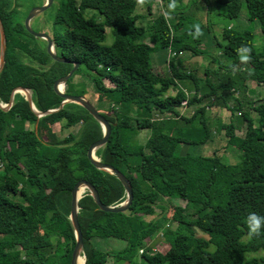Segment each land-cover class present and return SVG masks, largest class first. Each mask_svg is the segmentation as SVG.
<instances>
[{"label": "trees", "instance_id": "obj_1", "mask_svg": "<svg viewBox=\"0 0 264 264\" xmlns=\"http://www.w3.org/2000/svg\"><path fill=\"white\" fill-rule=\"evenodd\" d=\"M140 1L61 0L51 38L57 56L72 62L60 63L48 54L47 41L25 26L30 10L46 0H0L7 38L0 102L9 104L16 88H26L40 112L55 110L64 101L54 90L58 79L78 62L65 93L85 96L87 91L77 89L74 79L84 70L91 75L96 102L88 100L112 125L107 144L96 155L128 177L134 201L124 213H109L89 192L82 193L79 222L86 264H264V259L246 257L264 250V221L258 236H250L248 227L250 213L264 217V98L246 94L247 82L264 85V47L255 49L251 30L225 29L223 42L210 38V45L217 46L229 63H220L216 72L206 70L210 91L201 95L195 71L180 69L176 62L186 51L205 54L199 46L209 27H201L202 35L194 38L189 33L195 29H183V16L171 18L163 12L143 26L142 15L136 13ZM145 1L153 15L154 1ZM161 2L170 8L173 0ZM183 2L175 0L171 9L179 10ZM214 2L224 7L228 19H238L245 4L249 21L260 22L264 38V0ZM150 42L176 54L167 59L164 75L152 64ZM242 55L250 56L248 63L241 61ZM184 81L196 87L192 98L178 89ZM172 89L175 95L170 94ZM185 101L196 107L191 117L178 110ZM215 104L242 120L241 126L233 121L219 128L229 145L241 152L237 164L226 163L217 154L178 152L181 144L202 146L210 141L207 114ZM58 123L72 131L63 138L57 133L47 137L45 125ZM242 128L239 137L237 130ZM143 130L151 131L145 144L139 139ZM102 137L100 123L75 103L41 118L19 93L9 110L0 107V264H71L76 245L71 200L79 181L92 183L106 205L126 200L117 176L98 169L88 157L90 146ZM174 200L185 203L174 207L175 229L165 226L164 217L160 222L147 220L157 210L166 214ZM160 234L170 245L166 253L149 244ZM108 239L126 246L108 251L102 247Z\"/></svg>", "mask_w": 264, "mask_h": 264}, {"label": "rangeland", "instance_id": "obj_2", "mask_svg": "<svg viewBox=\"0 0 264 264\" xmlns=\"http://www.w3.org/2000/svg\"><path fill=\"white\" fill-rule=\"evenodd\" d=\"M153 15H150L148 13V4L147 1L141 0L138 8L136 10V13H139L142 15V18L140 20V23L143 26H146L153 18L157 17L160 12H163L166 16L171 18H180L183 16V24L185 30L189 29H195L193 26L199 24L200 28L209 27V34L207 37H205L202 41V44L199 46L200 49L204 50V55H194L192 52L186 51L182 53L181 57L177 59V65L180 69H186L188 71H195L197 79L200 81V94H205L210 91L209 88H207L206 82V70L209 69L210 72H216L219 70V64H227L229 61L222 56V52L217 46H211L210 45V38L213 40V42H216L218 40L219 42H223L222 34L225 29L231 28L233 30H237L240 32L251 30L254 33V39L253 44L257 51H262L264 47V38L262 33V27L260 22H251L248 19V13H247V7L244 4V7L242 9V13L238 19H228L226 18L224 14V7L216 4L214 0H184V2L181 4V7L177 11H173L171 8L167 7L166 5H163L161 0H153ZM61 0H54L53 5L45 12L40 14L38 17L33 19L32 21V27L36 32H46L50 36H52V31L54 30V17L57 13L58 6ZM40 6V5H37ZM35 6V7H37ZM42 6V5H41ZM34 8V7H33ZM177 14V16L175 14ZM181 13L182 15H179ZM113 41V38L111 34L108 35L107 38V44H111ZM151 47L153 48V55H152V64L155 68L156 73H159L160 75H164L168 72V65H167V59H169V53L166 50L159 49L157 45L150 42ZM243 56V55H242ZM214 60V61H213ZM238 73V71L236 72ZM218 76L212 77V80L215 81V78ZM75 87L77 89H83L87 91V94L85 95L87 99H92L94 102V94L95 89L93 87L92 81H91V75L84 70L81 75H77L74 79ZM185 86H189L185 83ZM178 89H183L182 85L178 86ZM193 90V86H191L189 89ZM196 90V89H195ZM191 91V90H190ZM188 91L186 93L189 98H192L194 93H191ZM258 91L257 95L255 96L256 100L259 98H264V86H261L260 89L256 90ZM170 94L175 95L176 89H172L170 91ZM237 94V93H236ZM238 96V94L236 95ZM96 100L98 98L95 97ZM209 100H206L204 103H209ZM222 105L215 104L214 106L209 109V113H213L216 117L221 118V120H224L225 122L229 120V118L232 117V114L229 115L226 110H224ZM180 113L186 117H191L194 112V107L191 108L189 106H183L178 109ZM222 111V113H219ZM208 113V116H209ZM218 113V114H217ZM228 115V116H227ZM234 123L236 125L242 124V120L240 117L234 118ZM29 128H33V126L27 124ZM36 128V127H35ZM72 129H63L61 124H55V125H45V134L46 136H50L53 133H57L61 138L67 136L69 132H71ZM151 134L150 130H143L141 131L139 135L140 142L145 144L147 141L149 135ZM241 136V134H239ZM220 137L222 140L225 141V133H220ZM224 143V142H223ZM226 143H224L223 146H220V148L217 147V150L219 152L217 153L220 155L224 162L229 164H237L241 161V152L237 149V152L233 149H230V146H225ZM188 148V147H186ZM192 154L194 155H214L215 152L213 151V147L211 149H205L203 146H193L190 147ZM204 153V154H203ZM13 174H15V171H13ZM20 182L24 184V178L19 177ZM178 205H185L183 201H177L174 200L171 202L170 205H168V211L166 214H161V210H157V213L153 216H148L147 220H159L164 221L165 218L168 219L166 221L165 226H170L171 228L175 229L177 227L176 223H173L171 221L172 216L174 214V207ZM248 238H245L247 240ZM153 250L156 252H162L166 253L170 245L168 242H166L162 235L160 234L158 238H156L155 241H152L149 243ZM126 246V243L121 240H115V239H108L105 241V243L102 245V247L107 248L108 251H119L123 249ZM24 254V253H23ZM248 259L252 258H258V259H264V250H260L258 252L248 253L246 255ZM111 262H113V257H110ZM118 264H123V262H120Z\"/></svg>", "mask_w": 264, "mask_h": 264}, {"label": "water", "instance_id": "obj_3", "mask_svg": "<svg viewBox=\"0 0 264 264\" xmlns=\"http://www.w3.org/2000/svg\"><path fill=\"white\" fill-rule=\"evenodd\" d=\"M54 3V0H46V2L42 6L34 7L30 10L27 18L25 19V26L30 34L33 36L46 40L47 41V51L48 54L57 62L60 63H71L72 61H69L65 58L58 57L55 50L54 41L51 38V36L46 32H36L32 28V20L36 17H38L43 12L47 11ZM0 73L4 69L5 66V58H6V51H7V38L5 34V28L3 25V22L0 18ZM79 68V63L76 62L74 64L73 69L64 77L58 79L54 85V90L59 94L64 101L62 102L61 106L58 109L55 110H48L47 112H40L32 99V93L29 89L26 88H16L12 95H11V101L9 104H3L0 102V107L4 110H9L14 102L15 95L17 93L22 94L25 96L26 100L30 103L32 110L38 115V117H44L49 114L58 112L61 110L65 104L67 103H75L78 105H81L84 107L101 125L103 130V137L102 139L94 142L88 151V157L91 160V162L94 164L95 167L101 170H105L107 172H110L111 174H114L117 176L119 181L123 184L127 198L126 200L119 204V205H106L102 202L100 198V194L97 190V188L90 182L81 180L79 181L74 189L72 190V200H71V215L70 220L74 228L75 236H76V245L72 254V260L71 264H79V260L81 258L85 259L86 264V255L84 254V241H83V233L81 229V225L79 222V201L84 197V194L86 192H89L90 195L94 198L97 206L104 212L109 213H124L129 210L131 205L134 201V190L131 181L128 179L124 173H122L117 168L106 164L101 161L99 157L96 155V150L99 147L104 146L107 144L111 133H112V125L107 120V118L99 112V110L95 107L94 104H92L84 95H70L65 93V87L67 82L73 77V75L76 73L77 69ZM25 92V93H24ZM84 191V194L82 195V192Z\"/></svg>", "mask_w": 264, "mask_h": 264}, {"label": "crops", "instance_id": "obj_4", "mask_svg": "<svg viewBox=\"0 0 264 264\" xmlns=\"http://www.w3.org/2000/svg\"><path fill=\"white\" fill-rule=\"evenodd\" d=\"M169 53V52H168ZM181 55L182 54H180L179 55V57H181ZM178 57V58H179ZM185 83L186 84H188L189 86H185ZM180 85H182V88H183V90L186 92V93H188V91H190L191 93H194V95H195V93H196V90H195V85L193 84V82H191V81H184V82H179V86ZM191 86H193V90H192V88L191 89H189ZM261 86H264V85H258L256 82H254V81H249V82H247V92H246V94H247V96H249L250 98H252V99H255L256 100V98H255V96H253V95H257V93H258V91H256L257 89L259 90L260 89V87ZM237 94H238V96H239V92H236ZM236 94V95H237ZM200 95V94H199ZM238 96H236V97H238ZM187 106V105H186ZM229 106L230 107H232L233 106V103H230L229 104ZM194 106H192L191 108H193ZM222 107V106H221ZM196 107H194V109H195ZM224 110H226L227 112H228V114L229 115H231L232 114V112H231V110H229V109H227V108H225V107H222ZM195 111V110H194ZM209 113V112H208ZM219 113H222V111H220ZM218 114V113H217ZM208 115V114H207ZM214 114L213 113H209V116H208V120H209V123H210V127H211V129H212V133H211V139H210V141H208L205 145H202L205 149H211L212 147H213V151L215 152V154H217L218 152H219V150H217V147L218 148H220V146H223L224 145V143H226V145L225 146H230L229 148L230 149H233V150H235L236 152H237V148H235V147H233V146H231V145H229V138L225 135V141L224 140H222V138L220 137V133H222V132H224L225 133V131H220L219 130V128L221 127V125L222 124H230L231 122H233V120H234V117L232 116L231 118H229V120L228 121H224V120H221V118H219V117H216V115L215 116H213ZM228 116V115H227ZM238 126H241V124L239 125L238 124ZM237 134H238V136L239 137H241V136H243V134H244V130H243V128L242 129H238L237 130ZM239 134H241V136L239 135ZM224 142V143H223ZM199 146H201V145H199ZM186 147H188L189 149H191L190 147H193V146H189V145H186V144H181L180 145V147H179V153L181 154V155H187V154H191V155H193V156H199V155H194V154H192V153H190L191 152V150H189L188 148H186ZM204 154V153H203ZM218 155V154H217ZM202 156H207V155H202ZM210 156H213V155H210ZM220 156V155H219Z\"/></svg>", "mask_w": 264, "mask_h": 264}, {"label": "clouds", "instance_id": "obj_5", "mask_svg": "<svg viewBox=\"0 0 264 264\" xmlns=\"http://www.w3.org/2000/svg\"><path fill=\"white\" fill-rule=\"evenodd\" d=\"M176 4H175V0H173V3L170 5V8H172L173 10L175 9ZM195 28V33H189L190 35H193L194 38H198L199 35H202V31L200 28V25H194L193 26ZM245 51H248V49H245ZM250 56L249 55H243L241 56V61L243 63H248L250 60ZM261 221H264V217L259 216L256 213H250L248 216V227H249V235L250 236H258L260 235V229H261Z\"/></svg>", "mask_w": 264, "mask_h": 264}, {"label": "built area", "instance_id": "obj_6", "mask_svg": "<svg viewBox=\"0 0 264 264\" xmlns=\"http://www.w3.org/2000/svg\"><path fill=\"white\" fill-rule=\"evenodd\" d=\"M172 55H176V54H175V52L169 50V56H172ZM186 105H187V102L185 101V102L183 103V106H186ZM240 114H241V113H240ZM240 114H239V115H240Z\"/></svg>", "mask_w": 264, "mask_h": 264}, {"label": "bare ground", "instance_id": "obj_7", "mask_svg": "<svg viewBox=\"0 0 264 264\" xmlns=\"http://www.w3.org/2000/svg\"><path fill=\"white\" fill-rule=\"evenodd\" d=\"M24 93H25V92H24ZM82 193H84V191H83ZM79 264H85V259H84V258H81V259L79 260Z\"/></svg>", "mask_w": 264, "mask_h": 264}, {"label": "flooded vegetation", "instance_id": "obj_8", "mask_svg": "<svg viewBox=\"0 0 264 264\" xmlns=\"http://www.w3.org/2000/svg\"><path fill=\"white\" fill-rule=\"evenodd\" d=\"M73 69V68H72Z\"/></svg>", "mask_w": 264, "mask_h": 264}]
</instances>
